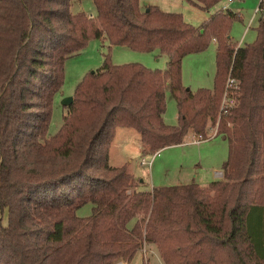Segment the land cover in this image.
Here are the masks:
<instances>
[{"label":"trees","instance_id":"1","mask_svg":"<svg viewBox=\"0 0 264 264\" xmlns=\"http://www.w3.org/2000/svg\"><path fill=\"white\" fill-rule=\"evenodd\" d=\"M0 0V264L130 263L144 245L164 264H264V13L257 39L231 42L229 8L202 26L142 0ZM210 10L226 0H188ZM169 56L165 71L132 63L84 77L59 132L47 138L65 64L94 39ZM216 39L213 89L183 84L182 62ZM237 105L221 114L229 75ZM178 125L164 121L166 91ZM229 142L223 178L141 189L127 165H109L119 127L140 134L146 152L191 135ZM233 126H231V124ZM91 203L92 214L78 210ZM7 223L4 224V219ZM132 223V224H131Z\"/></svg>","mask_w":264,"mask_h":264},{"label":"rangeland","instance_id":"2","mask_svg":"<svg viewBox=\"0 0 264 264\" xmlns=\"http://www.w3.org/2000/svg\"><path fill=\"white\" fill-rule=\"evenodd\" d=\"M262 1L239 0L230 4L229 9L240 15V18L231 23L230 38L234 45L245 46L256 41V28L260 17L256 10ZM142 2L157 5L165 11L180 13L187 23L196 28L202 26L218 10L228 4L226 0L210 10H203L188 0H142ZM72 12H84L93 18L97 16L93 0L73 1ZM215 43L212 42L207 50L189 54L183 59V84L193 92L200 88H214L217 72ZM107 55L110 56L114 65L138 63L153 71H165L169 61V56L162 54L160 50L138 52L125 46H111L106 38L91 40L85 49L66 61L65 83L54 100L47 138L59 132L64 123V117L68 115L65 99L74 96L77 86L86 75L103 67ZM166 103L164 121L170 126L178 125L177 103L169 90L166 91ZM220 121L219 118L216 125L209 124L206 135L209 140L195 143L198 135H191L182 145L150 153H145L138 131L133 128L119 127L118 134L111 145L109 165L113 167L128 165L130 172L136 175L135 180L140 184L139 187L144 190L152 189L154 186H175L192 182L206 186L223 178L222 167L229 158V142L221 135L214 137ZM143 160L145 165H141ZM92 208L93 205L89 203L80 208L77 213L80 217H88L92 214ZM6 223L5 217L4 224ZM147 249L146 256L138 251L128 264H164L155 247L148 245Z\"/></svg>","mask_w":264,"mask_h":264},{"label":"built area","instance_id":"3","mask_svg":"<svg viewBox=\"0 0 264 264\" xmlns=\"http://www.w3.org/2000/svg\"><path fill=\"white\" fill-rule=\"evenodd\" d=\"M227 1H228V4L223 7V10H227L229 8L230 4H232L235 1H239V0H227ZM256 13H259V14L264 13V8L259 7L256 10ZM215 41L216 40H214V42ZM237 90H238L237 89V81L234 78H232V76L230 74L228 77V80H227L224 96H223L222 103H221V114H228L232 108L236 107V105H237V99H236ZM216 134H217V132L215 133V136H216ZM207 140H209V139H207ZM202 141H206V140H204L202 135H198L195 138L194 142L200 143ZM141 165H145V160H143ZM147 247H148V244L144 243L142 249L140 250V252L144 256H146L148 253ZM119 264H122V263H119Z\"/></svg>","mask_w":264,"mask_h":264},{"label":"crops","instance_id":"4","mask_svg":"<svg viewBox=\"0 0 264 264\" xmlns=\"http://www.w3.org/2000/svg\"><path fill=\"white\" fill-rule=\"evenodd\" d=\"M145 3H146V5L149 4V3H147V2H145ZM259 7L264 8V0L260 3V6H259ZM259 7H258V8H259ZM167 12H169V11H167ZM88 16H89V17H93V16H90V15H88ZM208 20H209V19H208ZM213 43H215V42L213 41ZM215 44H216V43H215ZM168 62H169V61H167V64H168ZM118 129H119V128H117V130H116L115 138H116V136H117V134H118ZM115 138H114V139H115ZM113 142H114V140H113ZM113 142H112V143H113ZM111 145H112V144H111ZM110 149H111V148H110ZM145 150H146V149H144V151H145ZM145 153H147V152L145 151ZM156 153H158V152H156ZM156 153H155V154H156ZM155 154H154V155H155ZM122 166H124V165H122ZM127 166H128V165H127ZM129 171H130V170H129ZM132 174L134 175V173H132ZM135 176H136V175H134V177H135Z\"/></svg>","mask_w":264,"mask_h":264},{"label":"water","instance_id":"5","mask_svg":"<svg viewBox=\"0 0 264 264\" xmlns=\"http://www.w3.org/2000/svg\"><path fill=\"white\" fill-rule=\"evenodd\" d=\"M65 100H66V101H65V105H66V106L71 105V104L73 103V101H74L73 97L68 98V99H65Z\"/></svg>","mask_w":264,"mask_h":264}]
</instances>
